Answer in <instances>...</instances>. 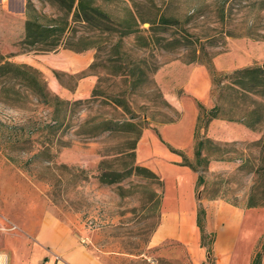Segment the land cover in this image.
Segmentation results:
<instances>
[{"label":"rangeland","instance_id":"obj_1","mask_svg":"<svg viewBox=\"0 0 264 264\" xmlns=\"http://www.w3.org/2000/svg\"><path fill=\"white\" fill-rule=\"evenodd\" d=\"M79 1H7L16 20L6 21L0 0V65L30 66L20 58L48 57L67 46L74 52L95 53L84 74L96 77L88 98L67 100L48 85L46 75L54 70L37 69L50 93L64 102L59 107L40 102L34 91L15 82L12 93L0 92V255L9 264H26L44 223L53 219L69 226L105 264H192L186 245L178 240L151 246L164 220L165 184L154 169L139 162L138 144L145 131L160 135L161 126L182 119V111L166 100L164 89L181 95L188 70L208 69L200 62L187 64L191 54L184 40L204 49L219 74L264 68V0H87L110 16L107 27L97 20L76 21ZM29 2L42 24L65 29L58 50L35 51L46 48L22 43ZM161 17L170 25L149 32L150 22L158 24ZM163 38L181 43L168 51L158 42ZM82 73L54 71L71 91ZM237 78L222 80L221 86L235 88L221 98L212 87L215 103H233L237 118L255 107L250 118L261 116L263 121L250 129L256 138L206 143L203 157L208 163L197 160L195 146L182 152L198 177H204L203 185L196 187L198 213L208 202L240 209L254 202L257 206L248 209L264 208V86L243 98L241 90L235 93ZM4 81L0 79V89ZM104 121H113L115 129L107 130L101 125ZM49 124L56 128L46 136ZM188 189L186 184L185 194ZM257 244L250 241L256 253L264 251V240Z\"/></svg>","mask_w":264,"mask_h":264},{"label":"crops","instance_id":"obj_2","mask_svg":"<svg viewBox=\"0 0 264 264\" xmlns=\"http://www.w3.org/2000/svg\"><path fill=\"white\" fill-rule=\"evenodd\" d=\"M7 1L11 2L2 0L1 15L6 21L16 20L15 16L9 14L11 8ZM94 57L93 51L76 53L62 49L48 57L24 56L20 58V62L35 69H53L61 74L75 76L88 70ZM218 69L221 67L218 66ZM54 71L50 76L46 75L48 85L53 92L67 100L86 99L95 87L96 77L88 74L81 77L75 90L71 91L60 83ZM188 72L181 95L169 88L164 89L166 100L182 111V119L177 123L161 126L158 129L160 135L145 131L138 144L139 162L154 169L162 177L165 184L163 202L165 200L166 204H170L168 207L164 205V220L154 233L151 246H158L169 239L178 240L186 245L192 264H206L212 256L215 264H253L257 253L255 246L250 247V241L254 239L259 244L264 240V227H259L261 221H264V208L240 209L223 202H208L204 205L205 232L214 238L212 255L201 244L196 193L198 175L190 168L180 165L182 157L173 150L182 153L194 148L199 117L198 103L208 109L214 108L216 103L212 97L213 83L208 69L198 66ZM202 131L203 135L214 141L256 138L254 132L244 124L219 119L213 120L208 129ZM184 181L190 191H186V194L180 189ZM169 189L171 191L168 192ZM37 239L36 247L26 264H105L79 242L69 226L53 219L44 223Z\"/></svg>","mask_w":264,"mask_h":264},{"label":"trees","instance_id":"obj_3","mask_svg":"<svg viewBox=\"0 0 264 264\" xmlns=\"http://www.w3.org/2000/svg\"><path fill=\"white\" fill-rule=\"evenodd\" d=\"M27 16H28V20L26 21V35L22 43L30 47L39 46L46 48L35 51L46 52V51L58 50V48L61 47V45L64 42L62 40V34L65 29L54 24L52 26H46L42 24L38 19L36 9L33 7V5L30 2L27 5ZM75 18L76 21L84 22L86 24L92 23L93 20H97L101 23V25L106 24V27L109 26L111 22L110 16L107 13L100 10L99 8L91 7L90 4L87 3V0L79 1L78 6L75 10ZM132 19L135 25L139 23L137 22V20L133 15H132ZM141 22L145 23L146 21H141ZM150 25H151L150 27L151 29L149 30V32H154L155 27L166 28V26L170 25V23L168 19H166L165 17H161L158 24H156V22H150ZM106 29L108 30L109 28ZM160 30H166V29H160ZM158 42L163 49L168 51L172 49L174 46H176V44L181 43V41L177 39L174 40V39H166V38L159 39ZM183 43L185 44L184 45L185 50L190 52L191 54L190 60L187 61V64L200 62L208 66V70L212 77L213 87L218 89L219 98H221V96L226 91H233L232 88H235L234 85L221 86V82L224 78L232 79L234 77H238L235 84L238 87V89L237 91H235V93L237 94L241 90L243 98H246L247 95L253 93V91L259 93L260 91L258 88L264 86V68L259 67V68L237 70L233 73V75L219 74L218 71L214 68V65L211 62V58L210 57L208 58V54L204 49L199 50L196 47H192L193 45L185 40L183 41ZM181 46H183V44H181ZM63 49H68V47L64 46ZM68 50H72V49H68ZM75 52L81 53L82 51L81 52L75 51ZM86 75L88 74H84V72L82 73V77ZM0 79L5 80L4 81L5 83L1 86L0 89V92L2 93L5 94H8L9 92L12 93V90H15L16 86H13L11 84L12 82H15L26 89L34 91L40 102L48 105L49 107H53V106L59 107L61 105H64V102L60 98H58L57 96H53L50 93L44 81L42 72H40L37 69H33L30 66L16 65L10 62H6L0 65ZM14 94L18 95V92L15 91ZM118 106L125 107L124 105H121L119 103ZM233 106H234L233 103L232 104L230 103L227 107L223 103H218V104L216 103L214 108L208 109L203 104L198 103L199 117L196 128V145H195V155L198 161L202 162L205 160L206 163L209 162L208 159H205V157H203V154H204L205 144L211 143L212 140L207 138L205 135H203V137L200 138L199 132L201 131V129L206 131L213 120L219 119L229 122H238L244 124L249 129H255L257 125L262 123L263 118L261 116H258L255 119L250 118L256 113L255 107L253 109L252 108L247 109V113L243 117L237 118L233 114ZM56 124L55 125L49 124L46 126V131H47L46 136L52 135L54 129L56 128ZM101 125L106 126L107 130H114L116 126V124L113 121H104L101 123ZM261 142L263 143V151H264V140ZM173 152L177 153L184 159L183 166H188L192 171L198 172L197 169L187 164V159L185 158L183 153L175 150H173ZM44 153L48 154V150L46 149ZM203 183H204V177L200 175L198 177L197 186H201L203 185ZM256 206H257L256 203L250 202L248 208H254ZM205 219H206V211L205 209L200 207L198 213V227L200 228L202 233L201 244L203 247H206L207 244H209L208 252L212 255L214 238L212 236L210 242L206 243L210 235L205 232ZM263 257H264V251L258 252L256 254L253 264H262ZM211 262L212 264H215L214 259L211 258L208 260L206 264H211Z\"/></svg>","mask_w":264,"mask_h":264},{"label":"bare ground","instance_id":"obj_4","mask_svg":"<svg viewBox=\"0 0 264 264\" xmlns=\"http://www.w3.org/2000/svg\"><path fill=\"white\" fill-rule=\"evenodd\" d=\"M186 184L187 183H185V181L182 182L180 189L184 190ZM167 205H169V202L167 203ZM0 264H8L6 258L4 256H2V255H0Z\"/></svg>","mask_w":264,"mask_h":264}]
</instances>
